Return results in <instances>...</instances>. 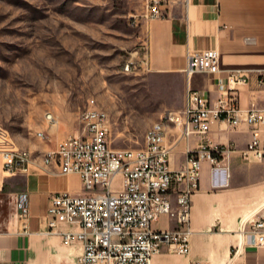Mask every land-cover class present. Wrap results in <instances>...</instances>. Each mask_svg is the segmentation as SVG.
Segmentation results:
<instances>
[{
	"label": "crops",
	"instance_id": "1",
	"mask_svg": "<svg viewBox=\"0 0 264 264\" xmlns=\"http://www.w3.org/2000/svg\"><path fill=\"white\" fill-rule=\"evenodd\" d=\"M162 9L164 18L146 20L142 25L147 67L139 72L153 74L162 90L173 93L163 112L181 111L187 89L215 102L226 88L224 78L234 70L248 76L247 85L239 92L240 107L264 109V0H166ZM210 49L219 53L220 72L188 76L189 57ZM252 132L246 125L215 122L203 137L193 135L177 142L169 160L172 170L184 166L187 149L196 150L207 141L230 146L233 152L219 169L202 164L199 190L192 197L189 254L163 249L151 264H264V245H247L242 234L264 218V159L247 161L240 154ZM80 133L58 126L39 141L21 147L10 135L0 133V150L22 149L32 158L26 174L9 175L3 171L0 154V264H78L82 246H66L60 237L48 235L46 210L57 193L81 194L80 179L76 174H62L55 164L45 165L42 156L62 139ZM257 135L264 143V129ZM19 193L29 198L27 234L14 214L13 202ZM169 197L174 204V193ZM9 212L12 217L8 219ZM153 226L164 231L176 225L161 216Z\"/></svg>",
	"mask_w": 264,
	"mask_h": 264
},
{
	"label": "built area",
	"instance_id": "2",
	"mask_svg": "<svg viewBox=\"0 0 264 264\" xmlns=\"http://www.w3.org/2000/svg\"><path fill=\"white\" fill-rule=\"evenodd\" d=\"M165 1L145 0L140 17L164 18ZM145 67L147 51L142 45L126 62L124 71L138 73ZM219 72V53L215 49L190 56L185 69L188 76ZM224 82L225 90L213 103L201 92L187 89L184 108L163 112L147 129L144 144L138 149H113L108 114L91 102L79 118L81 133L67 136L42 156L45 165L55 164L65 175L76 174L82 187L81 194L60 192L51 197L46 210V233L60 237L66 246L79 243L82 252L78 264H151V259L163 249L187 256L192 197L199 190L202 164L207 162L213 170L219 169L233 149L207 141L196 150L187 149L184 166L172 170L169 160L177 142L193 135L203 137L215 122L231 127L246 125L253 132L246 148L240 151L242 158L264 159V143L257 135L259 129H264V109L252 105L242 109L239 105V92L248 83L247 73L230 71ZM46 119L49 123L54 121L51 114ZM0 133L4 134L1 128ZM38 135L44 137L42 133ZM172 135L175 138L169 141ZM0 154L6 174L27 173L32 161L30 153L1 149ZM117 176L121 177L120 187L114 190ZM170 193L175 195L174 204ZM13 203L14 214L27 234L28 195L19 193ZM161 216L172 220L175 228L153 230V223ZM11 217L9 212L7 218ZM242 234L247 245L263 246L264 218Z\"/></svg>",
	"mask_w": 264,
	"mask_h": 264
},
{
	"label": "rangeland",
	"instance_id": "3",
	"mask_svg": "<svg viewBox=\"0 0 264 264\" xmlns=\"http://www.w3.org/2000/svg\"><path fill=\"white\" fill-rule=\"evenodd\" d=\"M144 1L0 0L4 134L21 147L58 126L80 131L93 102L108 114L113 149L141 148L173 97L153 74L124 71L144 41Z\"/></svg>",
	"mask_w": 264,
	"mask_h": 264
},
{
	"label": "bare ground",
	"instance_id": "4",
	"mask_svg": "<svg viewBox=\"0 0 264 264\" xmlns=\"http://www.w3.org/2000/svg\"><path fill=\"white\" fill-rule=\"evenodd\" d=\"M102 111V110H101ZM55 123V122H54ZM21 152H23V153H30L29 151H21Z\"/></svg>",
	"mask_w": 264,
	"mask_h": 264
}]
</instances>
